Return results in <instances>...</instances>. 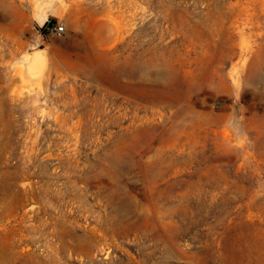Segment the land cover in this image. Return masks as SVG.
Here are the masks:
<instances>
[{"label":"rangeland","instance_id":"rangeland-1","mask_svg":"<svg viewBox=\"0 0 264 264\" xmlns=\"http://www.w3.org/2000/svg\"><path fill=\"white\" fill-rule=\"evenodd\" d=\"M0 264H264V0H0Z\"/></svg>","mask_w":264,"mask_h":264},{"label":"built area","instance_id":"built-area-1","mask_svg":"<svg viewBox=\"0 0 264 264\" xmlns=\"http://www.w3.org/2000/svg\"><path fill=\"white\" fill-rule=\"evenodd\" d=\"M48 30H51L56 34H62L65 31V25L62 23L55 24L53 26L48 27Z\"/></svg>","mask_w":264,"mask_h":264},{"label":"trees","instance_id":"trees-1","mask_svg":"<svg viewBox=\"0 0 264 264\" xmlns=\"http://www.w3.org/2000/svg\"><path fill=\"white\" fill-rule=\"evenodd\" d=\"M48 25H49V23H48Z\"/></svg>","mask_w":264,"mask_h":264}]
</instances>
